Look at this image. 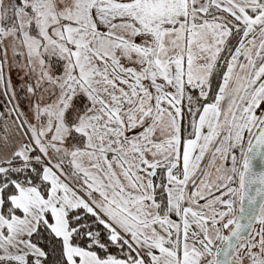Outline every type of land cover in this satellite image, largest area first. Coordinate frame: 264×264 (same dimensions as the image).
<instances>
[{
  "label": "snow or ice",
  "instance_id": "1",
  "mask_svg": "<svg viewBox=\"0 0 264 264\" xmlns=\"http://www.w3.org/2000/svg\"><path fill=\"white\" fill-rule=\"evenodd\" d=\"M0 264H264V0H0Z\"/></svg>",
  "mask_w": 264,
  "mask_h": 264
}]
</instances>
